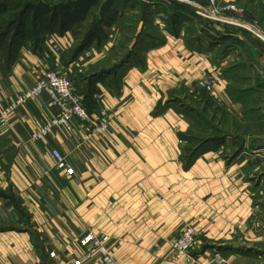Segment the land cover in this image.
<instances>
[{"label": "crops", "instance_id": "1", "mask_svg": "<svg viewBox=\"0 0 264 264\" xmlns=\"http://www.w3.org/2000/svg\"><path fill=\"white\" fill-rule=\"evenodd\" d=\"M218 4L235 8L205 17L176 1L118 0L85 39L59 16L34 38L1 40L0 264H100L89 229L119 264H264V0ZM62 68L94 115L108 111L112 141L78 147L77 122L33 139L56 113L45 94L5 112ZM202 72L214 95L189 107ZM226 116L230 131L213 134ZM187 224L197 242L175 259L170 241Z\"/></svg>", "mask_w": 264, "mask_h": 264}, {"label": "built area", "instance_id": "2", "mask_svg": "<svg viewBox=\"0 0 264 264\" xmlns=\"http://www.w3.org/2000/svg\"><path fill=\"white\" fill-rule=\"evenodd\" d=\"M176 1L195 8L196 15L205 17H215L222 10H233L234 4L221 7L218 0H208L207 5L202 4V0H168ZM251 26L252 30L258 35H262L255 26ZM61 45L56 46V50H61ZM217 83L215 76L208 72H202L197 81V87L206 90L209 94L214 95L213 88ZM48 95L52 105L56 108L55 115L50 121L44 122L32 132L33 139H40L47 136L54 128L63 127L67 130L73 129V123L77 122L84 129V137L78 145L89 144L94 137L98 136L102 139L113 140L110 133V120L107 110H100L98 116L94 115L90 108L85 104L84 92L74 83L70 76L68 68L59 70H47L35 84L28 90L18 94L15 101L5 110V112L16 109L26 103L28 100ZM98 98V95H94ZM181 143L187 145L188 140L182 139ZM58 162H64L70 167L66 157L59 151H53ZM88 240L94 252L99 256L100 264H119L113 256L111 249L101 240L93 230L87 232ZM198 239V232L191 224H187L182 232L170 241V249L172 257L179 259L187 256Z\"/></svg>", "mask_w": 264, "mask_h": 264}, {"label": "rangeland", "instance_id": "3", "mask_svg": "<svg viewBox=\"0 0 264 264\" xmlns=\"http://www.w3.org/2000/svg\"><path fill=\"white\" fill-rule=\"evenodd\" d=\"M118 0H0V33L6 32L4 37L15 36L16 32L19 31V36H29L34 38L38 36L41 31L49 30L51 28L50 18L67 17V21L76 24V30H74V35L77 39H85L89 33L96 30L102 21H107L112 15V8ZM12 21H16L14 25ZM19 22V24H18ZM68 23V24H70ZM20 25V26H19ZM18 27L20 29L18 30ZM6 41L8 43L9 38ZM12 39V38H11ZM129 40L123 39L126 44ZM82 42V41H81ZM126 48V47H125ZM123 49L124 57L127 53L132 50L133 47H128V49ZM195 96L189 95L188 106H198L197 103L201 104L207 100L205 90L199 88L196 90ZM85 94V93H84ZM211 108L214 109L215 106L211 104ZM196 108V107H195ZM197 108V111L200 109ZM222 110V108H220ZM227 122L220 123L213 121L216 126H213L211 132L216 133L218 127L229 128V116H226ZM228 123V125H227ZM224 132V131H223ZM228 132V131H226ZM224 135V139L228 140V143H232V134ZM202 136V135H201ZM198 141L192 140L188 141V147L191 144H196ZM239 143V141H237ZM264 202V201H263Z\"/></svg>", "mask_w": 264, "mask_h": 264}, {"label": "trees", "instance_id": "4", "mask_svg": "<svg viewBox=\"0 0 264 264\" xmlns=\"http://www.w3.org/2000/svg\"><path fill=\"white\" fill-rule=\"evenodd\" d=\"M13 23V25L15 24V23H17L16 21L14 22V21H12ZM18 24H19V22H18ZM20 26V25H19ZM20 29V27H18V30ZM6 34V32H4V33H0V42H1V40H3V38H4V35ZM16 34H19V31L18 32H16ZM82 44H85V42L84 43H82ZM81 44V45H82ZM86 101V100H85ZM85 104H86V102H85Z\"/></svg>", "mask_w": 264, "mask_h": 264}, {"label": "water", "instance_id": "5", "mask_svg": "<svg viewBox=\"0 0 264 264\" xmlns=\"http://www.w3.org/2000/svg\"><path fill=\"white\" fill-rule=\"evenodd\" d=\"M82 46H80V48L78 50H81Z\"/></svg>", "mask_w": 264, "mask_h": 264}]
</instances>
